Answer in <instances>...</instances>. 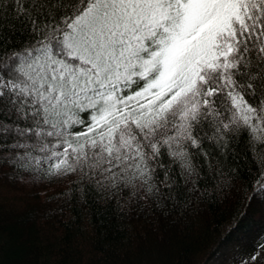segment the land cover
<instances>
[{
	"label": "snow or ice",
	"instance_id": "6c2138e0",
	"mask_svg": "<svg viewBox=\"0 0 264 264\" xmlns=\"http://www.w3.org/2000/svg\"><path fill=\"white\" fill-rule=\"evenodd\" d=\"M240 139L264 192V0H0L14 178L170 199Z\"/></svg>",
	"mask_w": 264,
	"mask_h": 264
},
{
	"label": "trees",
	"instance_id": "16d2710c",
	"mask_svg": "<svg viewBox=\"0 0 264 264\" xmlns=\"http://www.w3.org/2000/svg\"><path fill=\"white\" fill-rule=\"evenodd\" d=\"M215 160L201 165L198 188L177 185L170 199L0 169V264H210L250 253L264 241L258 161L243 139Z\"/></svg>",
	"mask_w": 264,
	"mask_h": 264
},
{
	"label": "rangeland",
	"instance_id": "374dc122",
	"mask_svg": "<svg viewBox=\"0 0 264 264\" xmlns=\"http://www.w3.org/2000/svg\"><path fill=\"white\" fill-rule=\"evenodd\" d=\"M237 254L233 250L225 251L223 254H219L210 264H264V241L250 253L246 252L244 255ZM254 257L255 259H253Z\"/></svg>",
	"mask_w": 264,
	"mask_h": 264
}]
</instances>
